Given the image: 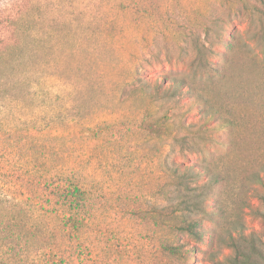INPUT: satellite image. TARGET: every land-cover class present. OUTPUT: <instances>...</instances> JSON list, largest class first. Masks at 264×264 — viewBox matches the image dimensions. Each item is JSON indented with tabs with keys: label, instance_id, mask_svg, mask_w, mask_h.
Returning <instances> with one entry per match:
<instances>
[{
	"label": "rangeland",
	"instance_id": "rangeland-1",
	"mask_svg": "<svg viewBox=\"0 0 264 264\" xmlns=\"http://www.w3.org/2000/svg\"><path fill=\"white\" fill-rule=\"evenodd\" d=\"M29 2L0 0V46L12 44L8 20ZM35 2L43 28L59 34L55 57L45 45L30 71L34 106L11 105L10 115L38 118L46 158L86 175L100 208L82 243H59L63 260L38 244L0 246V264H217L237 255L225 243L232 226L263 249L264 204L247 176L264 164V0ZM165 75L185 77L190 89L158 92ZM199 165L221 181L210 184ZM198 193L200 238L176 230L172 212Z\"/></svg>",
	"mask_w": 264,
	"mask_h": 264
},
{
	"label": "trees",
	"instance_id": "trees-1",
	"mask_svg": "<svg viewBox=\"0 0 264 264\" xmlns=\"http://www.w3.org/2000/svg\"><path fill=\"white\" fill-rule=\"evenodd\" d=\"M28 1L25 10L8 20L9 27L15 29L12 44L0 46V246H7V250L17 253V249L23 252L38 244L47 259L59 256L63 260L65 250L61 251L59 243H82L83 234L94 223L100 202L86 175L79 169H74L69 162L46 158L50 146L38 143L37 137H41L42 131L38 118H33L35 124L24 120L22 114L18 118L11 117V105L21 106L22 110L34 106L32 91L37 80H33L36 75L33 73L40 64L45 45L55 57L59 35L56 30L43 28L42 12L36 11L40 4L35 0ZM82 36L79 35L78 42ZM30 71H33L32 76ZM156 81L158 92L163 89L166 95H172L182 87L190 89L183 76L165 75ZM154 121L155 125L164 123L160 118ZM82 130L88 136L92 134L89 126ZM48 135L55 137L57 134ZM174 138H177L176 134ZM165 167L179 181L185 180V172L171 168L167 163ZM194 170L198 175H208L210 184L221 181L220 174L213 172L210 166L199 165ZM247 179L257 185L255 195L264 204V164L259 171L250 172ZM203 200L202 194H193L189 201L172 208L173 213L177 212L173 216L176 230L201 237L204 218L198 214L205 212L201 205ZM209 214L213 218L219 215V210H210ZM226 234L225 243L235 248L237 255L217 264H264V244L261 250L254 242L250 244L244 230L236 226ZM236 234L243 238V244L239 243ZM164 248L172 255L184 254L180 244L167 243Z\"/></svg>",
	"mask_w": 264,
	"mask_h": 264
}]
</instances>
